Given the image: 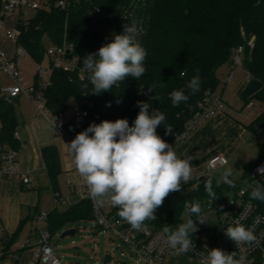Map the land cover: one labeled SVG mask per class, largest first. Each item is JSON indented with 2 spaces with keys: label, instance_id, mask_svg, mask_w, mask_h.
Here are the masks:
<instances>
[{
  "label": "trees",
  "instance_id": "16d2710c",
  "mask_svg": "<svg viewBox=\"0 0 264 264\" xmlns=\"http://www.w3.org/2000/svg\"><path fill=\"white\" fill-rule=\"evenodd\" d=\"M55 1L51 0V3ZM65 1L63 9L54 6L49 10L41 9L25 23H19L16 41L17 47L23 49L38 66L47 63L45 50L48 44L60 46L67 43L73 46L72 56L78 63L76 69L72 72L55 69L45 91L46 105L52 115L69 106L86 108L91 105L90 112L97 114L99 119L89 121L84 129L92 123L99 124L103 120L114 122L117 119H127L132 126L140 111L137 101H144L149 103L150 111L159 110L165 115V122L158 126L157 134L168 144L179 143L183 139H176L185 132L204 94L216 91L219 83L217 70L226 64L231 65L235 49L242 46L243 67L249 79L262 84L258 93L243 101L242 109L253 99L262 107V112L247 129L254 133L264 127V0ZM125 25L135 26V41L147 52L144 62L146 73L139 80L126 77L110 91L93 94L89 73L82 70L83 60L88 54L97 52L102 44L112 42L114 35L124 34ZM252 37L254 41L250 48ZM197 70L201 87L198 93L191 95L186 85ZM84 84L88 85L87 89L83 87ZM149 88L153 91L149 92ZM180 89L189 94V100L173 107L170 94ZM153 96L159 99H151ZM0 123L3 152L15 151L19 144L14 138L16 121L13 103L7 104L3 96L0 97ZM166 126L171 127V133L166 134ZM41 155L49 188L57 196L58 177L61 174L58 153L54 147H45ZM262 158L264 144L259 146L258 158L244 167L242 178ZM209 179L217 197L213 202L219 201L225 192H233L240 184L232 180L235 186H229L213 175L182 184L181 191L169 194L157 209V219L145 221L143 226L151 232L164 234V227L175 230L184 223L182 217L185 211L192 219L197 218L189 209L198 203L202 210L212 200L205 190V183ZM253 202L257 211L264 216V202L257 199H253ZM108 214L125 222L118 215L117 207L112 206ZM88 221H94L93 204L90 199H83L64 212L53 210L49 213L47 229L52 236L66 225ZM190 237H194L193 234Z\"/></svg>",
  "mask_w": 264,
  "mask_h": 264
},
{
  "label": "clouds",
  "instance_id": "9594fccd",
  "mask_svg": "<svg viewBox=\"0 0 264 264\" xmlns=\"http://www.w3.org/2000/svg\"><path fill=\"white\" fill-rule=\"evenodd\" d=\"M135 31L134 25H125L124 34L114 35L112 42L84 58L82 70L89 73L91 93L98 95L110 91L126 77L139 80L146 73L144 62L147 52L135 41ZM83 87L87 89L88 85L84 84ZM200 87L201 77L197 70L186 88L191 95H195ZM148 91L153 90L149 88ZM170 96L173 107L189 100V94L184 89L175 90ZM151 99L159 98L153 96ZM137 106L140 111L132 126L127 119L92 123L79 132L67 146L90 197L98 203L110 201L113 207L118 208V215L132 229L140 231L145 221L157 219L155 213L166 197L181 191L182 184L191 180L192 166L190 158H179L174 148L157 134L158 126L165 122V115L159 110L150 111L148 102L137 101ZM164 128L166 134L172 132L170 126ZM256 171L264 177V165L258 166ZM211 174L210 170L209 175ZM231 175L232 170L228 168L222 178L225 183L234 187V182L229 179ZM253 182L254 184L249 185L252 188L251 197L264 202V185L255 179ZM205 190L212 198V203L217 197L210 179L205 183ZM189 211L196 215V220L200 223L206 221L201 215L202 210L198 203H194ZM196 230V224L191 218L178 225L175 230L169 227L162 229L167 245L176 255L193 249L190 234ZM224 234L237 246L259 244L254 232L239 221L228 227ZM200 264H245V257L236 258L234 252L227 253L213 248Z\"/></svg>",
  "mask_w": 264,
  "mask_h": 264
},
{
  "label": "built area",
  "instance_id": "2783aa9c",
  "mask_svg": "<svg viewBox=\"0 0 264 264\" xmlns=\"http://www.w3.org/2000/svg\"><path fill=\"white\" fill-rule=\"evenodd\" d=\"M51 6L57 9H63L66 6L65 0H56L53 4L51 0H0V24L8 18L14 19V29L6 30L4 37L8 41L16 42L19 36V23H25L31 18V15L38 10H49ZM104 46V44H102ZM249 47L252 48L251 43ZM73 46L63 43L60 46L49 44L45 50L47 63L44 67L39 65L36 72V81L27 84L21 76L17 63L14 59L8 58L0 42V70L6 74L13 85L3 91V97L7 104L13 101L19 95H25L33 103L35 113L46 118L59 136L70 143L75 136L84 131V127L89 121L98 120L97 114L91 113V105L86 108L72 106L52 115L46 105L45 91L50 84V76L55 69H62L65 72H72L77 67V59L72 56ZM242 46L235 49L231 66L243 67ZM26 52L17 47L16 55L24 56ZM82 73L81 71L79 72ZM232 73L227 77V81L232 79ZM82 80V79H81ZM225 101L216 91H207L202 101L198 104V110L192 119L187 123L185 132L176 141L185 139L187 134L202 125L212 115L221 112L225 108ZM247 106H252L248 104ZM173 146V143L169 144ZM227 161L222 156H214L206 164V175H209L220 168L225 167ZM264 165V158L257 162L250 172L243 178V183L232 192V197L228 202L219 205L215 211L218 226L213 230L212 243L213 248H219L227 253L234 252L236 258L245 257V264H264V216L261 215L253 202L250 193L254 184L253 179L264 185V177L257 173V168ZM20 178L25 187H29V180L20 175L17 169V156L13 150L2 152V169L0 178ZM83 199H90L94 209V223L98 231L111 235L112 239H120L123 244L128 246L131 252L136 256L135 264H164L167 254L174 252L166 243L165 235L158 232H151L149 228L143 226L142 230L137 231L127 226L125 222L109 216L103 212L96 200L90 197L87 186L82 190ZM55 205L58 206L61 200L55 195ZM216 202L209 201L205 207L210 209ZM48 214H38L34 219L35 243L31 246L27 241L19 244V250H24L30 246L31 261L30 264H62L60 258L55 253L50 238L51 235L46 227ZM239 221L244 227L254 232L259 240V244H241L237 246L224 234L225 230L234 226ZM193 249L186 254L199 263L208 251L213 248H205L194 237Z\"/></svg>",
  "mask_w": 264,
  "mask_h": 264
},
{
  "label": "crops",
  "instance_id": "0c3cea01",
  "mask_svg": "<svg viewBox=\"0 0 264 264\" xmlns=\"http://www.w3.org/2000/svg\"><path fill=\"white\" fill-rule=\"evenodd\" d=\"M12 29H14L13 18H8L0 24V42L8 58L14 59L18 66L20 59L29 58V56L25 54L18 57L16 42L5 39L4 32ZM3 74L0 70V97L3 96L4 89L13 85L12 80L11 83L6 82V75ZM35 77L34 75L33 83ZM248 80L247 75V79L240 83L239 90L244 88ZM250 104L252 106H246L245 109L254 106L252 102ZM13 110L16 121L14 138L19 144L15 150L17 169L21 176L29 180V187L23 186L20 178H0V264H30V246L24 250H19L18 246L23 241H27L31 246L35 243L33 225L35 217L41 213L49 214L53 210L64 212L69 207L76 205L83 200L81 192L86 187V183L74 166L68 143L59 136L46 118L35 113L34 105L29 98L19 95L13 101ZM217 126L218 124L214 121L203 123L193 135L183 139L179 148L174 150L179 158L191 159L192 178L190 181L206 176L207 162L215 155H219L215 148L214 152L210 153L212 151L208 150V145L203 137ZM45 147H54L58 153L61 174L58 177L59 193L57 196L61 200L59 205L65 206L61 210H58L59 205H52V207L45 205L49 198H52V202L55 204V194L49 188L41 155V151ZM2 152L3 146L0 138V171L2 169ZM107 207L109 209L105 213H109L112 207L111 203ZM101 209L103 210V208ZM72 226L66 225L67 228ZM164 264L197 263L186 253L176 255L175 252H171L165 257Z\"/></svg>",
  "mask_w": 264,
  "mask_h": 264
},
{
  "label": "rangeland",
  "instance_id": "374dc122",
  "mask_svg": "<svg viewBox=\"0 0 264 264\" xmlns=\"http://www.w3.org/2000/svg\"><path fill=\"white\" fill-rule=\"evenodd\" d=\"M253 41L254 38H250L249 44L251 43L252 46ZM18 62V69L24 81L27 84H32L39 66L27 57L20 59ZM41 66L44 67L45 63ZM231 73L233 74L232 80L225 82ZM216 75L219 82L216 91L222 95L227 105L221 112L212 115L205 121V123L214 121L218 126L213 131H208L203 137L208 145V150L212 151L210 153H213L215 148L218 150V156L224 157L227 164L211 175L218 181L224 182L222 175L228 168H231L232 175L229 179L237 183H243L244 167L258 158L259 146L264 144V127L254 133L247 129V126L254 122L262 112V107L253 99L251 101L254 104L252 108L242 109L243 101L238 91L240 83L247 79L244 67L239 68L226 64L219 68ZM5 79L6 82L11 83V79L7 75ZM68 108H72V106ZM201 126L199 125L191 130L185 139L193 135ZM182 142L183 140L174 144L172 146L174 150L179 148L178 146ZM232 196V192H225L213 207L210 209L203 207L201 215L206 220L204 223H200L196 220L197 218L193 219L197 227L193 236L205 248H213L214 246L211 233L218 226L215 211L219 208V205L228 202ZM108 204H110V201L106 200L98 203L104 212L108 211ZM45 205L48 207L55 206L52 198H49ZM64 207L59 205L58 210ZM182 218L185 223L191 217L185 211ZM46 227H48V223H46ZM66 228L65 226L58 229L50 238L51 245L62 264H135L137 260L130 248L123 244L120 239H112L111 235L98 231L94 221L81 222L79 225ZM71 230L74 231L73 235L61 237L63 233ZM196 263L200 264L198 261Z\"/></svg>",
  "mask_w": 264,
  "mask_h": 264
},
{
  "label": "water",
  "instance_id": "95a60500",
  "mask_svg": "<svg viewBox=\"0 0 264 264\" xmlns=\"http://www.w3.org/2000/svg\"><path fill=\"white\" fill-rule=\"evenodd\" d=\"M261 89H262V84L259 81L255 79H249L246 85L244 86V88L240 91L239 96L242 99V101H247L250 98H252L256 93H258ZM73 234L74 231L71 230L63 233L61 237H65Z\"/></svg>",
  "mask_w": 264,
  "mask_h": 264
}]
</instances>
